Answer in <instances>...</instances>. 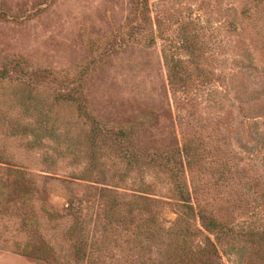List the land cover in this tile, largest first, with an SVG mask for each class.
<instances>
[{
  "label": "rangeland",
  "instance_id": "374dc122",
  "mask_svg": "<svg viewBox=\"0 0 264 264\" xmlns=\"http://www.w3.org/2000/svg\"><path fill=\"white\" fill-rule=\"evenodd\" d=\"M3 70L0 264H160L182 181L235 231L264 228V0H0ZM184 138L198 160L173 179ZM136 195L147 207L122 224L111 203ZM229 245L222 262L243 264Z\"/></svg>",
  "mask_w": 264,
  "mask_h": 264
},
{
  "label": "trees",
  "instance_id": "16d2710c",
  "mask_svg": "<svg viewBox=\"0 0 264 264\" xmlns=\"http://www.w3.org/2000/svg\"><path fill=\"white\" fill-rule=\"evenodd\" d=\"M179 71L177 63H171L168 66L167 74L171 85L185 83L187 81V77L183 78V76L179 75ZM4 76V70L0 71V79H3ZM197 156L198 152L196 148L192 146L188 139L184 138L181 148L173 153L170 159H165L163 164L169 170L171 177L175 179L185 166L191 170L192 165L198 160ZM177 157H180V159L184 157V162L181 160L177 161ZM159 159L158 157H153L150 159V162L158 161ZM132 160L135 164L139 161L136 156L129 154V165ZM7 175L18 183V195L28 204L31 199V192L23 187L24 184L29 183L28 174L24 171L11 168L7 170ZM146 187L141 192L142 194H147L153 186L147 185ZM173 197L178 203V209L176 211L180 214L181 219L183 221L185 220V223L167 230L168 244L162 251V261L160 264H224L218 246L231 245V243L240 244L241 241L248 246V255L245 256L243 264H264V228L261 230H245L242 232L235 231L226 221L216 216L212 211L210 203L207 200H202V195H199L195 187L191 191L185 181L175 184ZM144 198L141 195H136L130 200H114L111 203V209L115 212L124 210L126 216H122V224L131 223L133 220L132 216L136 210L143 211L146 209L147 206L140 205L136 202L138 200H144ZM43 212L50 218L58 219L61 217L58 213H53L48 209H43ZM196 219L199 222V229L192 227L190 224V221H195ZM139 222L141 223L140 220ZM153 222L156 221L152 220ZM33 224L32 222L28 223L27 228H31ZM75 226L76 224L68 232V236L71 238L76 235L77 228ZM140 226L141 224L137 225L139 230L141 228ZM204 232L209 236H213L215 241H212L209 236L204 235ZM158 235H160V231L154 226L149 231L148 238L154 242ZM75 248V257L78 259L84 258L85 248L83 246V240L75 238ZM22 254L27 255L28 251L25 249Z\"/></svg>",
  "mask_w": 264,
  "mask_h": 264
}]
</instances>
